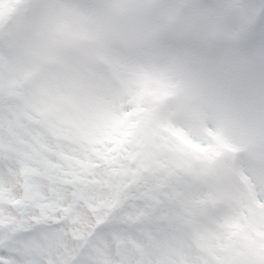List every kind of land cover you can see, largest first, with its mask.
<instances>
[{"label":"snow or ice","instance_id":"obj_1","mask_svg":"<svg viewBox=\"0 0 264 264\" xmlns=\"http://www.w3.org/2000/svg\"><path fill=\"white\" fill-rule=\"evenodd\" d=\"M146 2L0 0V264H264V70L124 54Z\"/></svg>","mask_w":264,"mask_h":264},{"label":"clouds","instance_id":"obj_2","mask_svg":"<svg viewBox=\"0 0 264 264\" xmlns=\"http://www.w3.org/2000/svg\"><path fill=\"white\" fill-rule=\"evenodd\" d=\"M140 7L145 9L143 13L120 21L129 36L126 46L118 45L124 54L180 56L194 72L202 67L194 57L210 63L222 61L248 83L264 70V41L251 38L254 29L247 22L256 7L253 0H147ZM25 24L29 38L38 43L35 20L30 18ZM146 32L154 33L155 38L138 39ZM237 32L239 37L233 38Z\"/></svg>","mask_w":264,"mask_h":264}]
</instances>
